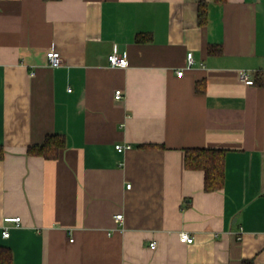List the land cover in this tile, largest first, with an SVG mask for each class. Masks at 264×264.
I'll return each instance as SVG.
<instances>
[{"label": "crops", "instance_id": "1", "mask_svg": "<svg viewBox=\"0 0 264 264\" xmlns=\"http://www.w3.org/2000/svg\"><path fill=\"white\" fill-rule=\"evenodd\" d=\"M240 70L264 73V0H0L11 264H264V83ZM53 134L55 159L27 153ZM186 148L224 151L222 188Z\"/></svg>", "mask_w": 264, "mask_h": 264}, {"label": "trees", "instance_id": "2", "mask_svg": "<svg viewBox=\"0 0 264 264\" xmlns=\"http://www.w3.org/2000/svg\"><path fill=\"white\" fill-rule=\"evenodd\" d=\"M47 1V0H46ZM198 24L206 22V8L203 3L198 5ZM136 41L143 42L148 38L143 35H136ZM260 80L262 82H260ZM252 84L264 83V73H256L252 77ZM63 136L58 134L47 135L40 145H33L27 148L29 155L41 156L45 159H55L59 150L64 147ZM145 146H153L147 144ZM184 167L190 170H200L203 174L204 191H215L223 186L224 182V151L212 148H186L184 150ZM2 149L0 147V158ZM12 255L8 247L0 246V264H11Z\"/></svg>", "mask_w": 264, "mask_h": 264}, {"label": "built area", "instance_id": "3", "mask_svg": "<svg viewBox=\"0 0 264 264\" xmlns=\"http://www.w3.org/2000/svg\"><path fill=\"white\" fill-rule=\"evenodd\" d=\"M46 58L48 60V64L51 66V67H57L59 65H61V57H60V54L59 52L55 51V50H50L46 53ZM108 62L111 66L115 67H125L127 65V59H126V56L125 55H119V54H116V53H112L108 56ZM193 64V58H192V54L191 52H188L186 54V68H189L191 67ZM183 73L182 70H178L176 72V74L178 76H181ZM238 76H239V79L240 81H242L243 83L245 84H252V78L250 77V74H248L247 71L245 70H240V72H238ZM114 96H116L115 98H119L120 97V90H115L114 92ZM127 148H130L129 145H125V146H122V145H115V149L117 151H122L123 149H127ZM128 186H126L127 188H129L131 185L130 184H127ZM114 219H116V221H121L122 220V214H116L114 216ZM4 222H15V223H18L19 222V217H5L4 219ZM2 236L4 237H7L8 236V231L6 229V227L4 228V230L2 231ZM239 238V237H238ZM178 240L181 242V243H191L193 238L189 235V233L187 232H180L178 234ZM150 247L151 248H154L156 245H155V242H151L149 243Z\"/></svg>", "mask_w": 264, "mask_h": 264}]
</instances>
